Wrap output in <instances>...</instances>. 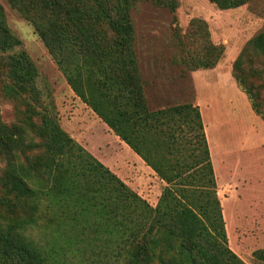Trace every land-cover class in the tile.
<instances>
[{
    "label": "trees",
    "instance_id": "1",
    "mask_svg": "<svg viewBox=\"0 0 264 264\" xmlns=\"http://www.w3.org/2000/svg\"><path fill=\"white\" fill-rule=\"evenodd\" d=\"M8 1L33 27L74 94L164 187L152 207L76 142L46 106H40L42 125L34 133L28 123L9 126L0 117V264H61L63 252L87 251L88 245L111 246L116 264H246L228 245L199 107L151 111L148 106L130 17L137 0ZM152 2L171 12L178 8L177 0ZM210 2L235 9L249 0ZM192 26L202 29L200 22ZM193 36L203 39L201 49L181 64L191 70L215 68L223 47L206 34ZM19 45L0 4V62L5 59L11 79L5 94L34 111L42 102L38 69L24 51L6 55ZM252 55L264 58V32L247 44L233 67L238 87L264 121L263 101L245 74ZM35 228L53 236L51 248L33 239ZM254 257L264 263V249Z\"/></svg>",
    "mask_w": 264,
    "mask_h": 264
},
{
    "label": "rangeland",
    "instance_id": "2",
    "mask_svg": "<svg viewBox=\"0 0 264 264\" xmlns=\"http://www.w3.org/2000/svg\"><path fill=\"white\" fill-rule=\"evenodd\" d=\"M177 1L175 12L152 0H137L130 9L134 50L147 103L151 111L184 104L199 107L229 248L246 264H264L254 257L256 251L264 249V121L253 111L247 95L233 77L234 64L242 51L264 32V0H249L235 9H221L210 0ZM0 4L11 32L20 41L6 55L23 51L29 55L38 69L37 86L42 93V102L34 106V111L10 100L5 94V86L11 79L5 73L4 59L0 62L1 121L9 126L28 123L34 133L42 125L40 106H46L65 131L70 123L71 131L67 133L76 142L79 139L81 144L78 143L87 151L99 153L98 159L105 166L123 175L132 164L122 163L126 155L116 147V143L122 145L120 139L74 94L33 27L12 9L8 0H0ZM193 22L202 23V29L192 26ZM193 34H206L210 43L223 47L224 54L215 68L191 70L181 64V59L187 60L201 49L203 39ZM248 62L245 74L251 77L249 83L259 92L264 104V58L252 55ZM100 127H104V133ZM30 135L38 144L44 143L43 139ZM139 161L154 180L148 179L144 169H140L148 182L136 187V192L156 207L164 183ZM3 169L0 161V179ZM3 198L0 188L1 214ZM31 235L46 249L53 246L54 238L50 234L35 228ZM84 248L89 250L63 252L61 264H116L111 246Z\"/></svg>",
    "mask_w": 264,
    "mask_h": 264
},
{
    "label": "crops",
    "instance_id": "3",
    "mask_svg": "<svg viewBox=\"0 0 264 264\" xmlns=\"http://www.w3.org/2000/svg\"><path fill=\"white\" fill-rule=\"evenodd\" d=\"M75 114H78V111H75ZM82 119H85L83 116H81ZM237 122H239V120H236ZM105 124V123H104ZM217 124H220V122H218ZM66 126H68L66 129V132H70L71 131V127L70 123ZM103 126V125H102ZM105 126H107L105 124ZM65 127V125H64ZM108 127V126H107ZM109 128V127H108ZM100 131L102 133L105 132L104 127H100ZM116 136V135H115ZM118 138V137H117ZM121 141V140H120ZM78 142L81 144V141L78 139ZM116 143V142H115ZM122 145L120 143H116V147L118 149H123L125 155H126V159H122V163L123 164H132L131 166L126 167L125 169V173L123 175H121L120 172L115 173L112 169H110L113 173H115L119 178H121L129 187H131L134 191H137L136 187L138 186H144L143 184H147L148 180L144 177V175L146 174L148 179L150 180H154V178L152 177V175H150V173L144 169V167L141 165L139 160H142L136 153H134V151H132V149L124 142H122ZM89 151V150H88ZM93 156H95L97 159L99 158V153H97L94 150L89 151ZM99 160V159H98ZM143 161V160H142ZM143 163L145 164V162L143 161ZM148 169L152 170L150 167L147 166ZM136 169H138V171L140 172V175L137 173ZM140 169H144L145 174L141 173ZM152 172H154L152 170ZM155 174V173H154ZM162 194V192H161ZM161 197V195H160ZM159 197V199H160ZM158 199V201H159ZM148 202V201H147ZM149 203V202H148ZM150 204V203H149Z\"/></svg>",
    "mask_w": 264,
    "mask_h": 264
}]
</instances>
